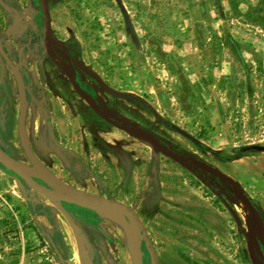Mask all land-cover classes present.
I'll use <instances>...</instances> for the list:
<instances>
[{"label":"rangeland","instance_id":"374dc122","mask_svg":"<svg viewBox=\"0 0 264 264\" xmlns=\"http://www.w3.org/2000/svg\"><path fill=\"white\" fill-rule=\"evenodd\" d=\"M1 1L8 11L0 7V149L25 168L37 165L68 187L131 208L158 264H250L247 211L204 185L203 173L192 175L93 116L69 87L66 65L45 57L39 0ZM120 1L139 51L113 0H47L51 31L76 65L127 96L99 93L82 72L80 85L106 112L126 118L130 131H151L184 150L183 161L231 177L253 201L255 249L264 261V153L239 151L264 147V0ZM16 78L21 95L12 91ZM42 114L62 151L47 139ZM39 127L49 162L31 147ZM61 209L69 222L0 166V264H85L78 245L88 264H130L124 222L94 212L74 220ZM141 264H148L144 249Z\"/></svg>","mask_w":264,"mask_h":264},{"label":"water","instance_id":"95a60500","mask_svg":"<svg viewBox=\"0 0 264 264\" xmlns=\"http://www.w3.org/2000/svg\"><path fill=\"white\" fill-rule=\"evenodd\" d=\"M113 1L121 15L124 33L126 34V36H128L135 50L139 51V43L134 33L133 27L130 22V18L126 10L124 9L120 0H113ZM0 7L3 8L5 11H8V7L4 5L1 0H0ZM39 10L42 16V26H41L42 35L40 38V46L42 47L43 51L46 53L48 58L52 59L54 56L53 47H57L59 44L63 45V43L53 38V34L50 28V18L48 13L47 0H39ZM79 70L96 83V87L99 92L101 93L103 92L114 98H119V99L126 98L127 96L126 94L117 92L109 88L92 71L84 67H79ZM73 76H74V72L71 69L70 73L67 75V78L72 86V89L96 116L103 119L113 127L126 133L127 135L135 138L136 140L151 145L162 155L174 161L181 167H184L188 171H192L190 167V165H192L199 172L215 178L216 181L214 182L213 185L219 191H222L220 183L228 184L229 186L226 187V191L234 198V200L238 204H240L247 211L250 218V223L246 229V235H245V253L248 258V261L250 264H264V261L258 259L255 249L254 234L259 228V223L256 217L255 209L250 199L245 195V193L242 191L239 185L231 177L220 172L213 166L207 165L206 163L198 160L191 159L190 165L185 164L181 156L176 155L166 147L168 143L167 141H163L164 145H162L150 133L142 132V131H130L126 127L117 125L115 122L109 120L101 112L99 107L96 105L94 99L88 96L87 94H85L75 84ZM17 82L20 83L18 79ZM21 93L22 91L19 85V94L21 95ZM46 126L48 128L52 142L56 145V147L60 148L54 139L53 133L50 128V124L48 122H46ZM171 129L176 131L178 134L185 136L186 138L188 137V135H186L183 131H181L180 129L174 126H171ZM239 151L242 152L255 151V152L264 153V147L259 145H249L240 148ZM0 166L6 172H10L12 175H14L17 180L18 179L21 180L28 188L31 189V191L34 194L42 196L48 199L49 201H51V203L62 213V215L65 217V219L68 222H69V217L61 211V205H60L61 203L74 205L76 207L94 212L96 214H98L100 208L103 207H108L116 210L120 214L122 220L125 223L126 237H127L126 247L130 259V264L142 263L141 246L143 247L144 251L147 254L148 264H158L156 254L154 252L152 244L150 243L146 235L143 225L141 224L139 218L136 216L134 211L125 204L118 201H113L103 197L95 196L75 188L68 187L58 182L54 177H52L47 172L43 171L37 165H33V167H37V171H33L32 169L23 167L2 150H0ZM36 180L41 181L45 186L39 185L36 182ZM221 203L230 214L236 227L240 228L241 227L240 219L237 217L234 211L225 201H221ZM82 249H83L82 245L81 246L78 245L79 257L83 261V263L88 264L89 262H87L86 255L83 253L84 250L82 251ZM57 258L60 261V263H62V259L60 255L57 254Z\"/></svg>","mask_w":264,"mask_h":264},{"label":"flooded vegetation","instance_id":"af4514ba","mask_svg":"<svg viewBox=\"0 0 264 264\" xmlns=\"http://www.w3.org/2000/svg\"><path fill=\"white\" fill-rule=\"evenodd\" d=\"M53 34V33H52ZM53 38L55 39V37H54V35H53ZM55 40H57V39H55ZM58 41V40H57ZM61 42V41H60ZM61 43H63V45L62 44H59L57 47H53V53H54V56H53V58L52 59H49L48 58V56L46 55V53H45V57L49 60V61H55V62H61V63H64L65 65H66V67L68 68V70H69V73H70V70L72 69L73 70V72H74V76H73V79H74V82H75V84L85 93V94H87L88 96H90L91 98H93L92 97V95L89 93V92H87V90H85V89H83L82 88V86L80 85V83H79V81H78V76H79V74H80V70H79V66H77L76 65V61L72 58V57H70V55H69V53H68V48H67V43L66 42H61ZM39 44H40V41H39ZM68 62H67V61ZM68 73V74H69ZM0 79H2L1 77H0ZM68 82H69V80H68ZM94 82V81H93ZM69 87L71 88V90H73L72 89V86H71V84L69 83ZM94 88L95 89H97V87H96V83L94 82ZM74 91V90H73ZM97 91H98V89H97ZM75 92V91H74ZM99 92V91H98ZM99 93H101V92H99ZM103 93V92H102ZM103 94H105V93H103ZM77 95V94H76ZM107 95V94H106ZM78 96V95H77ZM112 97V96H111ZM94 99V101L96 102V105L99 107V109L101 110V112L105 115V117H107L109 120H111V121H113V122H115L117 125H120V126H122L123 125V122L124 123H127V119L126 118H124V117H120V116H118L117 114L116 115H112V113H109V112H106V110L103 108V107H101L100 106V104L97 102V100L95 99V98H93ZM116 99H119V98H116ZM125 99V98H124ZM89 109V108H88ZM89 111L93 114V116H95V117H97L100 121H103L104 123H106V124H108L109 126H111V127H113L112 125H110L109 123H107L106 121H104L103 119H101V118H99L98 116H96L90 109H89ZM42 117H43V120H44V124H45V129H46V137H47V139L51 142V144L52 145H54L55 147H56V145L52 142V140H51V138H50V135H49V131H48V128H47V126H46V122H48L49 124H50V121L48 120V118H47V116H46V114H42ZM121 121V122H120ZM171 126L172 125H170L169 127H170V129H171ZM175 127V126H174ZM50 128H51V125H50ZM113 128H115V127H113ZM177 128V127H176ZM117 129V128H116ZM117 130H119V129H117ZM173 130V129H172ZM51 131H52V128H51ZM121 131V130H120ZM174 131V130H173ZM142 132H144V131H142ZM176 132V131H175ZM52 133H53V131H52ZM147 133H150V134H152L153 136H154V138L155 139H157L162 145H164L163 144V141H167L168 143H167V145H166V147L168 148V149H170L173 153H175L176 155H178V156H186V152L184 151V150H182V149H180L179 147H176L175 145H173L172 144V142H170L169 140H166V139H163V138H161L160 136H158V135H156L155 133H153V132H151V131H148ZM177 133V132H176ZM126 134V133H125ZM180 135V134H179ZM53 136H54V139H55V141H56V143L58 144V146L60 147V148H58V147H56L58 150H60V151H62L63 150V148L59 145V142H58V140L56 139V137H55V135H54V133H53ZM182 136V135H181ZM37 137H38V139H39V141L40 142H38V140L36 141V135H32L31 134V136H30V143H31V147H32V149H34V151L36 152V153H39L41 156H39L43 161H45V162H49V158H48V154H47V152H46V150H45V148H44V146L42 145V143H43V138H44V136H43V134H42V132H41V129H40V127L38 128V132H37ZM183 137H185V136H183ZM186 138V137H185ZM186 139H188V140H190V138H189V136L186 138ZM42 142V143H41ZM0 150H2L3 152H5L8 156H10L12 159H14V160H16V158H14L11 154H9V153H7L5 150H3V148H1ZM160 153V152H159ZM172 161V160H171ZM199 161V160H198ZM174 162V161H173ZM185 164H188V165H190V161H183ZM190 167H191V169H192V171H188L187 169H185L184 167H182V168H184L185 170H187L189 173H191L192 175H195V174H198V173H201V172H199L198 170H196L192 165H190ZM193 172V173H192ZM7 173H9L10 175H12L10 172H7ZM202 175H204V178L202 179V183L204 184V185H207V186H209L210 187V189L212 190V191H214V190H218V189H216L215 188V186L213 185L214 184V182L216 181V179L215 178H213V177H210V176H208V175H206V174H202ZM14 176V175H13ZM36 182L39 184V185H41V186H45L41 181H39V180H36ZM220 186H221V188H222V191H224L225 190V192H227L226 191V189H225V187H223L221 184H220ZM212 187H214V188H212ZM219 191V190H218ZM251 201V203L253 204V201L252 200H250ZM61 206H63L66 210H68V208H74V207H76V206H74V205H69V204H64V203H61L60 204ZM79 208V207H78ZM77 208V209H78ZM69 211V213L71 214V216L74 218V220L76 219H82V215H83V213L82 212H85V213H88V214H90L91 213V211H88V210H82V208H81V210H79V211H82V212H76V211H74V209L73 210H68ZM141 250H143V247L141 246ZM146 253V252H145ZM147 255V254H146Z\"/></svg>","mask_w":264,"mask_h":264},{"label":"bare ground","instance_id":"6f19581e","mask_svg":"<svg viewBox=\"0 0 264 264\" xmlns=\"http://www.w3.org/2000/svg\"><path fill=\"white\" fill-rule=\"evenodd\" d=\"M61 211H62V209H61ZM98 213H103V214H105L107 217H109L112 220L115 219V221L124 222L122 220L120 214L116 210H114V209H111V208H108V207H103V208H100V210L98 211Z\"/></svg>","mask_w":264,"mask_h":264},{"label":"crops","instance_id":"0c3cea01","mask_svg":"<svg viewBox=\"0 0 264 264\" xmlns=\"http://www.w3.org/2000/svg\"><path fill=\"white\" fill-rule=\"evenodd\" d=\"M12 91H13V93L15 94V95H18V93H19V85H18V82H17V80L16 79H13L12 80ZM120 223V222H119Z\"/></svg>","mask_w":264,"mask_h":264},{"label":"trees","instance_id":"16d2710c","mask_svg":"<svg viewBox=\"0 0 264 264\" xmlns=\"http://www.w3.org/2000/svg\"><path fill=\"white\" fill-rule=\"evenodd\" d=\"M215 4H216V6H218V1H217V0H215ZM232 46H233V45H232ZM233 50H234V52H236L234 46H233ZM237 58H238V61L240 62V64H241L242 66H244V63H243V61H242V59H241V57L239 56L238 53H237Z\"/></svg>","mask_w":264,"mask_h":264}]
</instances>
